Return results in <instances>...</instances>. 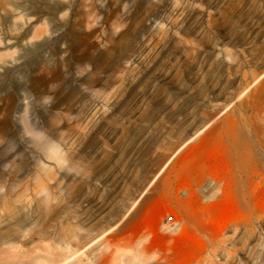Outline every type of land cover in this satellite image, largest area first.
Wrapping results in <instances>:
<instances>
[{"label": "rangeland", "instance_id": "obj_1", "mask_svg": "<svg viewBox=\"0 0 264 264\" xmlns=\"http://www.w3.org/2000/svg\"><path fill=\"white\" fill-rule=\"evenodd\" d=\"M17 1L29 14L46 15L51 9L45 0ZM174 7L186 18L180 28L170 24ZM197 9L203 10V17ZM122 18L126 38L119 45L106 42L109 54L94 44L74 48L86 19L98 25L94 37L106 41ZM38 28L46 32V26ZM53 28L57 39L25 51L14 71L0 72V239L8 241L0 244V258L5 253L40 255L56 246L61 233L73 231L67 239L72 248L85 243L79 264H129L121 255L137 253L143 246L146 257L135 264H264V192L250 209L249 225L237 217L235 224L222 229L213 250L190 263L177 241L186 234L194 242L196 234L178 220L172 195L153 197L122 229H114L151 180L160 165L158 157L169 155L210 111L236 104L237 93L264 65V0H73L71 20ZM185 47L190 51L183 59ZM84 53L88 64L99 67L97 75H76ZM124 59L137 62L127 68ZM36 77L45 78L38 87L33 85ZM110 95L112 107L106 105ZM45 97L56 108L42 105ZM96 104L108 110L110 118L81 119L74 126L76 148L85 158L75 161L66 192V180L57 171L47 168L46 173L33 162L38 151L30 132L44 134L53 128L51 121L62 116L78 120ZM255 113V120L264 125V100ZM238 114L243 117L241 110ZM42 184L60 201L45 239L35 233ZM178 196H184L182 191ZM163 208L171 212L157 218ZM230 209L232 204L223 203L215 219ZM9 220H19L25 231L1 226ZM107 255L112 257L104 263Z\"/></svg>", "mask_w": 264, "mask_h": 264}, {"label": "bare ground", "instance_id": "obj_2", "mask_svg": "<svg viewBox=\"0 0 264 264\" xmlns=\"http://www.w3.org/2000/svg\"><path fill=\"white\" fill-rule=\"evenodd\" d=\"M45 2L51 7L46 15L38 12L25 13L17 0H0V72L14 71L20 66L25 51L57 39L59 34L56 33L53 25L70 21L73 17V0H45ZM114 13L115 11H112V14ZM197 15L203 17V10L197 9ZM206 18L210 21L212 15L208 14ZM124 20L122 18L115 24L111 36L105 37L106 41H102L94 37L98 25H89L86 19L83 33L75 38L74 48L83 46L89 48L88 44H94L104 47V53L109 54L112 49L111 46H106V42L119 45L126 38ZM185 22L186 18L181 9L172 8L170 24L180 28ZM39 25L46 26V32H42L38 28ZM60 51L66 54L67 49L62 46ZM189 51V48H183V59ZM87 59L84 53L80 58V64L77 65V76H93L99 73V67L88 64ZM135 62L137 59L123 61L127 68ZM44 81L45 78L36 77L33 85L38 87ZM263 100L264 65L237 93L236 104L210 111L201 125L188 130L179 139V143L174 145L169 155L158 157L157 163L160 165L154 168L151 180L132 205L119 217L114 229H122L153 197L172 195L180 212L178 220L183 223L184 229L186 226L191 227L196 234L194 242H190L186 234H182L177 241L178 248L184 254V261L190 263L193 259L213 250L214 245L220 241L222 229L228 223L235 224L237 217H240L243 225H249L250 209L258 194L264 192V125L255 120V112L259 110ZM113 101L114 98L110 95L106 99V105L112 107ZM41 104H50L51 109L57 106L49 103L46 97ZM239 110L242 111L241 118L238 117ZM109 118L110 112L96 104L88 107L78 120L71 121L62 116L59 120H52L53 128H47L44 134L31 131L34 146L38 151V155L33 157V162L46 173L47 168L57 171L66 180L64 189L69 192L70 173L75 161H83L85 158L81 150L76 148L74 126L81 119L90 122L97 119L101 122ZM22 124L28 130L24 118ZM78 165L77 167L81 166L80 163ZM47 175L48 179L56 184L57 181L50 174ZM173 179L179 180L181 185L177 187L174 184L176 185L174 187ZM40 189L44 194L36 201L39 226L35 233L39 238L45 239L47 225L58 217L57 209L60 201L55 193L48 192V186L42 184ZM180 191L183 197L178 196ZM227 202L233 205V210H226L219 220L215 219L220 205ZM169 212L170 209L163 208L158 211L157 218ZM1 226L13 232L25 231L24 225H21L19 220L13 222L9 220ZM72 235L73 231L61 233L56 246L49 250L44 248L40 255L5 253L0 258V264H79L78 257L82 253L80 249L85 243L78 249L72 248V244L67 241ZM0 240V244L8 242L4 237ZM145 253L146 247L143 246L137 253L121 255V259L124 258L129 264L140 263L145 259ZM111 257L107 255L104 263Z\"/></svg>", "mask_w": 264, "mask_h": 264}, {"label": "built area", "instance_id": "obj_3", "mask_svg": "<svg viewBox=\"0 0 264 264\" xmlns=\"http://www.w3.org/2000/svg\"><path fill=\"white\" fill-rule=\"evenodd\" d=\"M170 219H171V217L168 218V220H170Z\"/></svg>", "mask_w": 264, "mask_h": 264}]
</instances>
